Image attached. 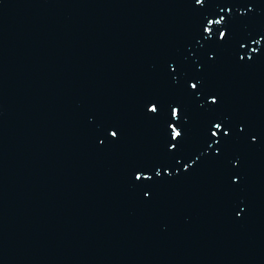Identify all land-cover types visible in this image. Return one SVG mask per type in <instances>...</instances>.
Masks as SVG:
<instances>
[{
  "label": "water",
  "instance_id": "obj_1",
  "mask_svg": "<svg viewBox=\"0 0 264 264\" xmlns=\"http://www.w3.org/2000/svg\"><path fill=\"white\" fill-rule=\"evenodd\" d=\"M0 264H264V0H0Z\"/></svg>",
  "mask_w": 264,
  "mask_h": 264
}]
</instances>
